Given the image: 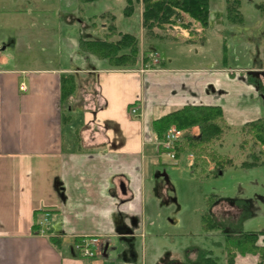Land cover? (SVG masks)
<instances>
[{
    "label": "crops",
    "instance_id": "obj_1",
    "mask_svg": "<svg viewBox=\"0 0 264 264\" xmlns=\"http://www.w3.org/2000/svg\"><path fill=\"white\" fill-rule=\"evenodd\" d=\"M110 2L117 33L136 37L121 30L116 0ZM59 5L63 0H0V264H147L148 247L158 264L155 246L168 239L160 203L169 201L172 184L154 171L164 157L155 120L215 105L227 125L240 127L264 117L260 92L249 70L238 79L227 68L164 62L123 69L95 55L100 66H53ZM244 6L264 12V0H241L239 23L246 21ZM101 14L95 16L103 31ZM67 75L75 88L65 100ZM85 235L100 238L94 257L76 249ZM168 264L183 262L170 254Z\"/></svg>",
    "mask_w": 264,
    "mask_h": 264
},
{
    "label": "rangeland",
    "instance_id": "obj_2",
    "mask_svg": "<svg viewBox=\"0 0 264 264\" xmlns=\"http://www.w3.org/2000/svg\"><path fill=\"white\" fill-rule=\"evenodd\" d=\"M81 2H88L79 0ZM96 0L91 4L77 3V0H63L54 13L58 28L53 32L54 45L49 51L54 59L52 65L63 67L96 66L100 59L86 53L80 47L81 39H104L107 35L118 40L120 34L117 28L111 32L109 26L114 24L111 13L113 6L110 1ZM133 1L134 11L129 16L125 9L128 0H116L115 13L119 17L121 30H128L136 34L137 44L141 51L140 61L134 68L146 66L143 58H150L147 68L151 65L201 68L209 70L227 68L235 78L243 71H264V12H255L252 7L244 6L246 21L239 23L237 17L228 10L227 0H209V23L203 27L199 22L187 14H182L179 24H167L165 28L154 26L149 28L143 23L144 4ZM226 1V2H225ZM94 2V3H93ZM97 2V3H95ZM211 2V3H210ZM258 10V8H257ZM101 14L106 22V30H101ZM232 14V15H231ZM62 23L59 24V20ZM61 22V21H60ZM115 26V25H114ZM248 26L249 29H245ZM107 31V32H106ZM109 31V32H108ZM119 37V38H118ZM115 38V39H114ZM36 44L37 49H43ZM155 48L157 50H155ZM15 52L13 48L1 51ZM100 66V64H99ZM118 68L132 69L131 65ZM154 68V67H152ZM261 74V73H260ZM264 84V77L262 78ZM264 116V100L261 99ZM264 118V117H262ZM259 118V119H262ZM256 121V120H255ZM81 119L77 118L73 125L78 128ZM224 132L221 139L214 140L209 146L218 153L230 158V164H224L223 170L213 172L214 164L205 167L198 157L199 149L192 151L187 146V138L199 137L200 127L191 126L178 128L170 125L167 130L176 128L182 131V137L176 148V159L171 160L166 154L161 163L155 166V173L167 176L172 184L167 193L170 196L167 203H160L164 212L162 217V232L167 234V246H155L158 254L163 257L158 264H168L169 255L185 262L187 258L194 259L199 248L213 250L220 256L219 264H227L226 253L222 250L225 238L220 230L203 229L202 218L208 212L217 219L224 221L223 228L228 231H264V156L262 146L250 131V125L244 123L233 128L223 124ZM179 149H183L177 151ZM257 165L245 166L244 162L254 161ZM204 167L206 170L204 171ZM216 170V169H215ZM165 184L166 179H162ZM222 198L234 199L231 202ZM173 218L171 223L166 217ZM264 236L260 237L263 243ZM148 247V262L153 257ZM173 258V257H172ZM259 255L238 254L235 264H259Z\"/></svg>",
    "mask_w": 264,
    "mask_h": 264
},
{
    "label": "trees",
    "instance_id": "obj_3",
    "mask_svg": "<svg viewBox=\"0 0 264 264\" xmlns=\"http://www.w3.org/2000/svg\"><path fill=\"white\" fill-rule=\"evenodd\" d=\"M88 2L96 0H85ZM144 4L143 23L149 28L159 26L165 28L167 24H179L182 14L189 15L192 19L199 22L203 27H208L209 23V0H135ZM129 5L125 9L126 15H130L134 11L133 1L128 0ZM228 10L233 15H239L240 0H227ZM231 14V15H232ZM113 21L115 17L112 16ZM111 33L114 31V24L109 26ZM80 46L83 51L89 52L101 59H107L111 66L122 67L134 66L140 61L141 51L134 35L129 33L120 34L118 40H112L110 35L104 39L84 40L81 39ZM155 50H157L155 48ZM147 65L150 61L148 56L143 58ZM155 67V65H151ZM157 66V65H156ZM151 67V68H152ZM73 75L63 77V99H67L73 92L75 85ZM251 82H256L259 92L264 95V84L260 80L249 77ZM224 115L220 106L215 105H193L186 106L181 109L165 114L154 122V128L160 139H163L170 125H176L178 128H188L193 125L200 127L199 137H189L186 140L188 147H192V151L198 150V157L201 164L210 167L214 164L213 172L222 171L224 164H230L231 159L218 153L214 148H210V144L214 140L221 139L223 130ZM250 125V131L253 138L264 147V118L256 121L247 122ZM183 149H179L182 151ZM264 156V149L261 151ZM257 156L254 155V161L244 162L245 166L257 165ZM204 167V171L206 168ZM216 169V170H215ZM227 202L234 199L222 198ZM203 229L209 231L211 229L220 230L225 238L222 250L226 253L227 264H235L238 254H254L259 255V264H264V239L260 243V237L264 236V231H228L223 228L224 221L217 219L212 213L208 212L202 218ZM220 256L215 255L213 250L199 248L196 258H187L183 264H219Z\"/></svg>",
    "mask_w": 264,
    "mask_h": 264
},
{
    "label": "built area",
    "instance_id": "obj_4",
    "mask_svg": "<svg viewBox=\"0 0 264 264\" xmlns=\"http://www.w3.org/2000/svg\"><path fill=\"white\" fill-rule=\"evenodd\" d=\"M22 90H26V86L23 83L21 85ZM137 108L131 107V113L136 114ZM182 131L176 128H171L166 131L164 138L161 142V147L163 150V153L166 154L171 160L176 159V148L180 143L181 137H182ZM45 217L42 218L38 224L42 227L45 225L47 221L48 213H45ZM99 236H82L76 243V249L78 250L80 256L82 257H94L96 252L95 248L100 243Z\"/></svg>",
    "mask_w": 264,
    "mask_h": 264
},
{
    "label": "flooded vegetation",
    "instance_id": "obj_5",
    "mask_svg": "<svg viewBox=\"0 0 264 264\" xmlns=\"http://www.w3.org/2000/svg\"><path fill=\"white\" fill-rule=\"evenodd\" d=\"M241 3V0H240ZM261 73V74H260ZM247 77L249 79V77H253L256 80H260L262 81V78L264 77V71L263 70H259V71H250L249 74H247ZM263 82V81H262ZM256 86L257 83L253 82ZM258 88V86H257ZM259 90V89H258ZM261 98L264 100V95L262 93H260Z\"/></svg>",
    "mask_w": 264,
    "mask_h": 264
}]
</instances>
